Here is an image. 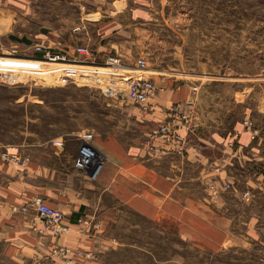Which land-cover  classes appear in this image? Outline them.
I'll use <instances>...</instances> for the list:
<instances>
[{
  "label": "rangeland",
  "instance_id": "374dc122",
  "mask_svg": "<svg viewBox=\"0 0 264 264\" xmlns=\"http://www.w3.org/2000/svg\"><path fill=\"white\" fill-rule=\"evenodd\" d=\"M106 1L112 0H0V154L37 155L55 138L70 152L82 145L85 131L94 138L113 132L124 122L117 112L139 107L126 88L140 59L146 63L140 76L153 81L158 70L176 72L221 112L232 107L234 96L245 100L251 119L245 124L254 127L264 152V0H126L147 10L140 20L125 15L132 62L122 56L73 63L12 55L17 49L37 56V44L54 51H63L67 42L88 45L95 26L86 23L97 7L107 9ZM245 104L237 103L231 117L246 116ZM101 159L98 153L96 162ZM0 160L15 164L1 155ZM234 187L245 197L234 194ZM219 194L228 202L224 215L242 235L238 243L208 245L168 217L150 219L124 209L108 230L121 244L100 248L82 263L264 264V188L241 178L221 184ZM51 260L52 255L12 253L0 226V264H55Z\"/></svg>",
  "mask_w": 264,
  "mask_h": 264
},
{
  "label": "crops",
  "instance_id": "0c3cea01",
  "mask_svg": "<svg viewBox=\"0 0 264 264\" xmlns=\"http://www.w3.org/2000/svg\"><path fill=\"white\" fill-rule=\"evenodd\" d=\"M102 4L107 9L97 7L91 13L94 18L86 23L95 26L87 39L92 46L90 61L110 62L122 56L132 62L135 58L125 31L130 23L125 15L140 20L147 10L126 0ZM64 45L58 52L80 57L77 46ZM18 56L38 59V54ZM158 72L149 110L122 108L117 114L124 122L119 121L113 132L97 138L93 134L92 143L103 160L97 176L75 166L81 144L68 152L66 142L62 148L52 142L42 153L26 155L30 158L26 165L0 160V226L12 253L25 258L52 255L55 260L50 262L59 264L63 260L53 253L62 246L96 252L114 242L121 244L108 236V230L124 209L150 219L168 217L186 235L208 245L242 239L232 218L224 215L226 198L213 187L219 190L221 184L243 178L251 186L264 188L262 145L254 127L245 124L250 105L234 96L232 107L221 112L213 102H204V91L192 81L176 72ZM237 103L245 104L243 118L230 115ZM162 125L172 129V139L161 136ZM232 190L244 196L242 190ZM37 194L63 213L69 232L60 237L45 234L36 212L20 209Z\"/></svg>",
  "mask_w": 264,
  "mask_h": 264
},
{
  "label": "built area",
  "instance_id": "2783aa9c",
  "mask_svg": "<svg viewBox=\"0 0 264 264\" xmlns=\"http://www.w3.org/2000/svg\"><path fill=\"white\" fill-rule=\"evenodd\" d=\"M35 52L38 54V59H43L49 62H89L91 58V50L87 46H79L76 48L77 53L80 57L70 56L65 52L54 51L44 45L37 44L35 46ZM12 55L18 56L19 52L17 49H12ZM84 57V58H83ZM113 59H111L112 61ZM139 66L130 69L135 72L131 73L127 81V97L132 100L135 104L141 107L143 110L147 111L150 108V101L156 95L157 89L154 82L150 79H146L137 73L139 70H143L145 67V61L140 59ZM248 123V120L245 121ZM161 136L165 139H172L175 134L172 129L167 125H162L159 130ZM83 143L80 147L79 154L75 159V166L78 169L89 172L93 177L97 176L103 167V160L96 162L98 151L94 144L92 143L93 133L83 132ZM56 147H64L65 141L62 138H55L52 140ZM2 159L10 160L15 164L26 165L29 161L28 156H21L17 153L3 152L0 154ZM229 187L230 184L226 183ZM215 193L219 190L215 186L213 187ZM21 210L28 211L33 209L38 218L42 222L41 232L50 234L53 237H60L63 234L69 232L70 227L63 222V213L50 206L43 195H35L27 204L20 207ZM54 255L60 257L67 264H78L79 260L91 259L94 253L91 251H84L81 249H72L70 247L62 246L56 248Z\"/></svg>",
  "mask_w": 264,
  "mask_h": 264
}]
</instances>
